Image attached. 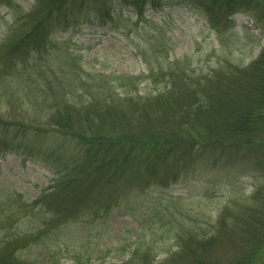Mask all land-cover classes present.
Wrapping results in <instances>:
<instances>
[{
	"label": "trees",
	"instance_id": "16d2710c",
	"mask_svg": "<svg viewBox=\"0 0 264 264\" xmlns=\"http://www.w3.org/2000/svg\"><path fill=\"white\" fill-rule=\"evenodd\" d=\"M179 1L202 11L213 29L229 25L235 13L245 12L252 14L264 31V0ZM2 2L14 7V0ZM115 2L144 17L147 5L157 8L165 1L35 0L28 13L20 14L8 29L0 51V69L7 71V76L15 71L12 76L22 79L23 70L30 67L29 73H33L26 74L32 81L26 83L28 90L24 94L32 95L37 87L31 86L38 83L41 101L52 111V129L24 127L2 116L0 153L18 151L26 143L24 146L33 154V148L42 139L41 132L49 131L55 152L51 163L58 170L54 183L33 203L34 208L42 205L48 212V218L43 221L45 228L18 233L12 224L5 223L14 215L9 212L1 217L0 214L4 221L0 223V264H23L19 254L27 245L47 247L52 242L54 246L59 237L53 236L54 233L47 236L53 224L108 213L112 201L98 205L100 194L105 192L107 198L116 197L119 202L122 197L136 193V179L145 177L143 182L168 186L191 170L214 168L223 160L232 171L242 172L252 165L264 177V48L246 67L235 66L215 74L202 86L197 83L194 87L189 77L176 82L177 71H170L160 77L161 83L164 82L162 88L144 96L136 95L138 85L144 82L140 76L120 82V87L130 88L120 97L106 86L107 80L90 87L83 84L81 75L59 77L51 58L44 60L49 73L45 69L39 71L37 62L44 55L50 56L51 35L56 32L57 24L68 30L89 19L114 21ZM32 69L43 79L35 78ZM4 82L0 79V85ZM91 88L99 91L89 92ZM11 94L17 95L15 91ZM85 94L88 100L81 98ZM70 97H78L77 102ZM33 142L37 143L33 145ZM0 192L2 195L4 191ZM163 211L157 208L156 216L164 218ZM170 214V219L176 217ZM216 223L205 235L196 230L179 232V249L164 261L157 262L153 246L147 245L133 250L124 264H255V256L248 253L228 263L219 256L229 243L246 245V250L254 244H264V184L256 187L245 204L232 202L227 206L217 215Z\"/></svg>",
	"mask_w": 264,
	"mask_h": 264
},
{
	"label": "rangeland",
	"instance_id": "374dc122",
	"mask_svg": "<svg viewBox=\"0 0 264 264\" xmlns=\"http://www.w3.org/2000/svg\"><path fill=\"white\" fill-rule=\"evenodd\" d=\"M164 1L157 8L147 5L144 17L115 2L114 21L89 19L68 30L57 24L56 32L51 35L50 56L44 55L37 62V68L40 72L45 69L48 74L44 60L51 58L59 77L81 75L83 84L90 87L107 80L106 86L120 97L130 90L120 87V82L140 76L144 82L138 85L136 95L144 96L162 88L164 82L161 83L160 77L170 71H177L176 82L189 77L194 87L197 83L202 86L215 74L235 69V66L246 67L264 48L263 28L250 13H235L230 24L218 30L211 27L199 9L179 0ZM34 3L35 0H14V7H11L0 0V51L15 18L28 13ZM176 62L179 66L174 65ZM30 71V67L23 70L25 76L21 79L12 76L15 71H10L7 76V71L0 69V79L6 80L0 85V117L20 122L24 127L39 126L41 130H50L52 111L44 107L38 83L32 84V88L37 87L32 95L24 94L28 90L26 83L32 81L27 77L33 73ZM32 71L35 78L43 79V76L37 77L34 69ZM13 91L17 95L12 96ZM35 91H38L37 95ZM92 91L99 90L89 89ZM81 98L88 100V95ZM41 133L42 139L33 148V154L24 146L26 143L18 151L0 153V190L4 191L0 195V214H3L1 217L9 212L14 215L5 223L12 224L18 233L27 234L46 227L43 224L48 218L46 208L42 205L34 208L33 203L54 183L58 169L51 163L55 159L51 133ZM220 162L217 167H207L200 172L191 170L168 186L143 182L145 177L140 178L141 181L136 179V193L122 197L119 202L116 197L107 198V193L103 192L98 205L112 201L108 213L53 224L47 236L51 237L53 233L58 236L56 244L52 246L50 242L47 247L45 244L27 245L22 248L20 259L23 264H74L78 261L83 264H124L133 250L151 245L155 260L164 261L179 249V232L196 230L203 232L202 235L211 232L217 225L218 214L232 202L245 204L256 187L264 184V177L252 165L240 172L238 169L232 171L226 160ZM165 207L169 210H164ZM157 208L164 210V218L156 216ZM170 212L177 218L170 219ZM0 223H4L2 218ZM246 249V245L229 243L219 257L223 256L222 260L228 263L252 255L255 256L253 263L264 264V244H254Z\"/></svg>",
	"mask_w": 264,
	"mask_h": 264
}]
</instances>
